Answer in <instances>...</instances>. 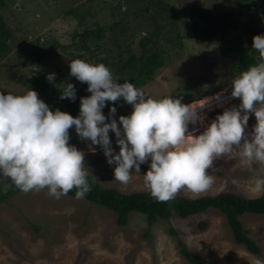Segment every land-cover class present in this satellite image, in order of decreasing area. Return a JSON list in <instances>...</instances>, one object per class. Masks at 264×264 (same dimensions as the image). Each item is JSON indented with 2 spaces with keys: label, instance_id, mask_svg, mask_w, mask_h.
<instances>
[{
  "label": "rangeland",
  "instance_id": "rangeland-1",
  "mask_svg": "<svg viewBox=\"0 0 264 264\" xmlns=\"http://www.w3.org/2000/svg\"><path fill=\"white\" fill-rule=\"evenodd\" d=\"M189 5L218 15L229 11L233 0H0V16L10 33L6 52L0 55V92L23 94L32 90L33 86L23 81L34 73L45 78L54 73V81L47 80L49 84L78 83L69 74L68 64L74 59L103 63L112 71L126 58V50L139 55L143 50L140 40L145 39L146 48L161 51L162 63L139 87L146 95L183 99L196 88L204 94L201 100L216 96L221 90L209 89L233 76V64L217 54V40L193 41ZM253 8L264 35V0H256ZM242 20L240 33L244 30ZM95 27L103 30L102 36L96 40L83 37L87 48H81L80 33ZM239 103L237 98L218 109L199 112L200 119L189 124V131L198 127L193 132L199 134L215 119L216 111L222 113ZM128 106L122 100L111 118H118ZM106 113L110 115L109 110ZM254 124L255 117L249 114L246 132L250 133ZM109 138L113 151L118 152L117 138L111 131ZM75 147L84 153L89 177L101 186L121 192L147 190L143 182L147 163L124 185L114 179L115 165L107 163L101 146L79 139ZM209 174L214 183L201 195L233 191L254 197L257 195L251 187L257 176L264 175V167L246 166L235 155L223 156L214 162ZM179 194L195 197L187 190ZM239 218L243 232L259 246L258 254L234 243L224 216L213 208L185 218L172 214L167 221L158 220L150 227L143 214L131 212L127 222L118 225L111 210L84 198L65 195L55 199L47 189L20 190L0 204V264H190L178 252L176 238L206 264L264 261V214L244 213ZM199 220L207 221L205 228L196 226ZM31 222L38 225L37 231L31 229ZM169 226L176 236L168 233Z\"/></svg>",
  "mask_w": 264,
  "mask_h": 264
},
{
  "label": "clouds",
  "instance_id": "clouds-1",
  "mask_svg": "<svg viewBox=\"0 0 264 264\" xmlns=\"http://www.w3.org/2000/svg\"><path fill=\"white\" fill-rule=\"evenodd\" d=\"M252 48L259 54L258 62L232 79L231 86L216 90L231 88L239 105L226 108L199 134L188 127L200 119L197 109L188 104L191 101L148 96L133 83H119L103 63L74 59L68 64L70 76L87 84L90 93L80 98L76 117L50 110L30 88L23 94L0 92V176L10 181L4 190L47 189L55 199L75 190V198L83 199L91 186L84 153L69 143L73 128L81 140L101 146L121 184L127 185L132 173L139 174L140 166L147 163L143 182L158 202L173 200L183 190L194 196L209 191L214 183L209 169L223 156L235 155L246 166L264 167V35L253 36ZM46 78L52 82L55 74ZM65 98L76 99L72 83H64L60 99ZM121 98L131 105V113L119 116L118 126L111 118L116 108L111 107L106 122L102 113L106 101ZM249 114L255 117L250 133L246 132ZM110 131L117 138L118 152L111 147ZM251 191L264 194V175L255 178ZM255 264L264 261L257 259Z\"/></svg>",
  "mask_w": 264,
  "mask_h": 264
},
{
  "label": "trees",
  "instance_id": "trees-1",
  "mask_svg": "<svg viewBox=\"0 0 264 264\" xmlns=\"http://www.w3.org/2000/svg\"><path fill=\"white\" fill-rule=\"evenodd\" d=\"M255 3L256 0H233L232 8L218 15L210 14L195 5L188 6L187 13L190 19L193 41L201 43L217 40V54L220 57L231 60L233 64V76L212 86L209 89L210 91L231 86L232 79L239 75L240 72L247 70L249 66L255 65L258 62L259 54L252 48V38L254 35H261L262 27L260 19L256 18V15L253 14ZM241 20L244 22V30L240 33ZM102 34L103 30L99 27L84 29L79 35L78 45L86 49L87 45L82 40L83 37H93L96 40L100 39ZM9 35L10 33L4 28L0 16V55L6 52L5 42ZM140 44L143 50L139 55L126 50V58L117 63L112 70L114 78H118L119 83L127 81L133 83L136 87H140L152 76L154 70L161 66V51H151L146 48L145 39L140 40ZM95 46L97 47L96 42ZM23 83L26 85L30 84L33 86L32 90L40 92V99L49 105L50 110L59 109L73 117L79 115L80 98L90 95L87 91V84L78 81V83H72L76 89V99L74 101L67 98L60 99L64 85L49 84L42 73H34ZM184 88L186 89V87ZM192 90L194 92L183 95L184 98L181 99L182 103L195 102L192 100L204 95L200 92L197 93L198 90L196 88ZM122 100L123 98L115 103L106 101V106L102 109L106 122L109 117L106 111L111 107H116ZM130 113L131 105L121 115H129ZM216 114L222 113L216 111ZM118 118H115L117 123L119 122ZM69 135V143L75 146V143L80 138L74 128L69 130ZM87 179L91 186V191L86 194L84 199L89 203L111 210L115 215V222L118 225H124L131 212L143 214L146 219V226L150 227L158 220L167 221L172 214L185 218L213 208L224 216L234 243L243 244L244 248L252 254H258L260 251L259 246L243 232L239 217L244 213L264 214V194L254 197H246L233 191H220L214 194L195 197L178 194L173 200L158 202L147 190L121 192L114 187L101 186L98 182L91 179L89 175ZM8 183L10 181L7 178L0 177V204L5 203L7 198L20 191L14 186L5 191L4 185ZM67 196L75 197V190L70 191ZM29 225L33 231H37L39 228L34 222H31ZM206 225L207 221L205 220H199L196 224L201 229L205 228ZM167 230L170 235L176 236L172 227L169 226ZM176 244L178 252L188 263L206 264L196 253L187 249L180 239L176 238Z\"/></svg>",
  "mask_w": 264,
  "mask_h": 264
},
{
  "label": "built area",
  "instance_id": "built-area-1",
  "mask_svg": "<svg viewBox=\"0 0 264 264\" xmlns=\"http://www.w3.org/2000/svg\"><path fill=\"white\" fill-rule=\"evenodd\" d=\"M205 98V97H204ZM202 98V99H204ZM237 98L231 97V88L228 90H221V92L216 96H209L204 100L198 99V103L193 105L197 109L198 113L205 109H218V106L226 105ZM196 101V100H195ZM198 127L191 128L190 131H196Z\"/></svg>",
  "mask_w": 264,
  "mask_h": 264
},
{
  "label": "bare ground",
  "instance_id": "bare-ground-1",
  "mask_svg": "<svg viewBox=\"0 0 264 264\" xmlns=\"http://www.w3.org/2000/svg\"><path fill=\"white\" fill-rule=\"evenodd\" d=\"M196 103H197V101H195V102H191V103H189V104L195 105Z\"/></svg>",
  "mask_w": 264,
  "mask_h": 264
}]
</instances>
